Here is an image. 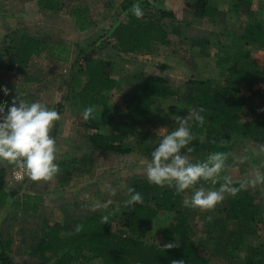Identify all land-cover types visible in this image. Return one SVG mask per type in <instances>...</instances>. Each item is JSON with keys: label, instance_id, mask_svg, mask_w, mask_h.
<instances>
[{"label": "trees", "instance_id": "1", "mask_svg": "<svg viewBox=\"0 0 264 264\" xmlns=\"http://www.w3.org/2000/svg\"><path fill=\"white\" fill-rule=\"evenodd\" d=\"M136 1L124 0L122 9L127 11ZM255 1L232 0L229 11L237 16L251 17L243 30L241 41L245 45L257 44L264 48V20L257 19L256 13L252 12ZM44 2L46 9H58L57 1ZM188 5L199 17H210L216 11L210 0H194L193 4ZM71 15L79 32L92 28V21L84 8H75ZM184 26L189 24L178 20L172 11L157 9L154 14L140 19L130 15L128 22L122 21L114 28L112 37L120 54L151 55L156 45H170L176 41L171 35L177 36L178 40L184 37ZM12 37L14 38V34L5 37L0 47V70L27 68L35 57L44 54L57 62H72L73 49L67 43L47 42L28 33L17 35L14 40L10 39ZM203 44L210 43L199 40L194 46ZM230 49L232 51L217 60V66L226 72L223 78L191 79L186 82L184 93H181L179 85L170 79L148 76L143 78L141 85L124 101L119 110H114L112 101L107 96L118 87L112 62L81 50L74 65L83 70L85 81L79 85L76 96L82 108H95L93 118L83 124L90 131L88 140L91 146L94 150L103 152L128 154L133 150L126 146L131 137L144 140L142 146L154 145L155 136L150 130L146 131L145 123H150L153 118H160L173 109H166L163 103L179 97H183L185 103L194 108L205 109V125L194 127V134L198 139L190 145L193 151L189 158L193 162L205 159L208 153L214 151L230 153V159L236 136L264 142V118L244 121L242 115L249 99L243 96V90H253L257 84L264 82V62H257L241 44ZM75 66L69 73V84L77 74ZM262 94L264 96V92ZM59 107H63V104H59ZM108 126L118 127L119 130L110 134L102 133L103 128ZM201 137L203 143L199 142ZM95 157L94 151L79 158L64 153L58 162L62 172L59 182L67 184L73 174L89 175L95 167ZM204 186L212 187L210 183H205ZM129 187H134L142 194L143 203L135 206L121 204L118 209L112 205L118 212H115L117 218L114 228L105 222L104 215L100 212L83 220H76L71 226L45 220L37 245L43 260L54 264H77L89 258L98 259L103 264H211L207 247L189 237L193 230L190 218L193 209L184 207L182 201L185 196L190 197V190L177 194L174 187L156 186L146 178L138 177L131 179ZM13 198L14 193L7 187L6 170L0 165V215ZM42 199L37 194L25 195L23 210L38 214L43 205ZM225 212L229 219L237 223L234 228L228 229L223 222L214 221L208 234L213 233L216 239L224 241L223 244L215 241L214 256L223 251H242L248 238L260 234L263 207L247 191H241L235 197L228 196ZM161 214L171 216L163 231L165 242L150 243L146 236L154 220ZM78 225L81 226L79 232L76 231ZM177 238L182 239L179 246L166 247ZM13 244L12 239L0 235V264H15L11 256ZM244 264H264V245L248 246Z\"/></svg>", "mask_w": 264, "mask_h": 264}, {"label": "rangeland", "instance_id": "2", "mask_svg": "<svg viewBox=\"0 0 264 264\" xmlns=\"http://www.w3.org/2000/svg\"><path fill=\"white\" fill-rule=\"evenodd\" d=\"M122 1H57L60 7L57 11L61 16L59 19H52L50 25L39 30L40 34L43 35L40 38L47 42L56 44L64 42L71 45L73 49L72 62L68 64L53 62L48 54H44L27 68H16L14 71L0 70V106H3L5 101L10 102L13 97L18 96L20 93L29 102L39 101L44 103L48 107L57 110L61 115V119L55 122V127L61 129L60 134L58 138L56 137V132L54 135L52 134L57 141V163L64 153H70L79 158L84 153H88L87 151H92V148H88L87 145L90 131H87L83 125L84 120L80 114L83 108L76 96L79 85L85 81L83 70L74 65L79 58L81 50L112 62L113 74L122 82V89L120 93L115 92V90L111 94L108 93L107 96L111 99L114 110H119L124 105V101L132 96L137 86H139L138 84L146 76L165 74L168 79L179 85L180 90L185 86V82L189 77L195 80L208 78L218 80L223 78L226 72L219 68L216 62L220 56L226 54L227 50H225L224 46L234 45L229 47L233 48L236 45L244 43L241 41V36L249 19H251L247 15L243 16L242 19L241 16L236 15V18L233 17V20L231 19L230 29L229 31L227 29L226 33L220 34V29H215L213 31L214 34L202 35V37H209V45L213 46L210 48L212 51H209L210 54L208 56H206L207 50L194 51L193 53L192 51L190 52V47L194 48L198 46H194L196 41H193V38H198L197 36L201 34L197 29H193L195 27L193 25H208L209 20L198 21V23L197 21L196 23L192 22L190 28L184 26V37L181 39L186 38V43H183L186 46L181 50L184 53L188 52L187 55H190L184 66L179 65L172 57V60L165 58L167 51L163 50H158L157 54L149 59H137L133 57L124 61L120 60L119 52L113 44L115 39L112 37L114 28L122 21L128 22L129 16L132 15L130 11L132 7L127 11L122 9ZM189 1L194 2V0ZM212 1L214 4L215 0ZM23 2L24 0H0V17L10 15L11 13H14V20L24 17L18 15ZM137 2L140 3V6L144 10V16L154 14L157 9H164L159 1L156 3V0L155 2L137 0ZM188 6L190 7V5ZM77 7L84 8L87 16L92 21V28L86 32H79L75 26L72 27L71 25L74 19L71 13ZM254 8L256 10L253 12L256 13L257 19L264 20V1L261 5L256 2ZM259 8L262 9L260 10ZM33 21L35 23L36 19H33ZM18 23V25L17 23H13L15 26L9 27V32L13 31L11 34H14L15 39L17 35L25 33L27 28L26 25H24L25 27L21 25L25 23ZM1 33H3L2 29H0V47H2L5 40V37L3 38V34ZM171 36L173 40H176L175 42L180 41L177 36ZM14 38L10 39L14 40ZM181 44L182 41H180L179 45ZM228 50L232 51L231 49ZM250 52L257 62H264V48L256 44L255 50H251ZM74 66L77 69V74L73 82L69 84V73ZM79 70L80 72H78ZM177 79L185 81L182 82ZM130 80L133 83H129ZM4 89L9 90V96L3 95ZM262 93L263 91L259 90L257 85L253 90H243V96L249 98L246 107L242 111L244 121L264 118V115L259 114V108L262 109L261 111H264V96ZM59 104H63V107H59ZM163 104L166 106V109L168 107H172L173 109L162 114L160 118H153L150 123H145L144 125L146 129H151L150 131L155 133V144L158 143L159 137L157 134L161 128L174 129L177 126L174 116H186L188 110L194 108L192 105L185 103L183 97H179L176 100L168 99ZM141 128L143 129V126ZM117 130L119 128L108 126L102 132L110 134ZM137 140L135 139V141ZM234 140L233 152L228 160L230 167L226 170L225 174L230 175L234 181L249 175L254 176L257 171L264 175V151L260 150L264 146V142H255L241 136H236ZM96 157H101V159L98 161L95 158V167L91 174H73L67 184L59 182V177L62 175L60 170L48 181H32L24 172H22L23 178L18 180L15 178V174L21 171V169L7 162L0 161V165L6 170L7 187L10 192L14 193V198L10 200L0 215V235L14 241L11 256L15 264H54L43 260L37 250L41 233L45 227V220L55 223L67 219L68 225L71 226L77 218L85 219L95 212H100L104 215V218L107 217V223H109L110 227H115L116 213L118 212L112 208V205L115 206V209L116 207L118 209L119 205L124 204V201L127 199L130 178L135 175L146 174L145 166L150 161V155L148 156L143 153L141 158L133 159L128 166L119 164L114 155L110 157ZM233 158H238L242 162L238 163V166L234 165ZM141 161L144 163L141 164ZM246 191L262 205L263 222L259 225L260 234L248 238L242 247V251H232L230 253L223 251L220 255H212L216 251L215 241L221 244L224 242L219 238L216 239L215 234H208L214 221L223 222L222 224L228 229L234 228L237 223L235 220L229 219L225 212L228 196L211 210L193 209L190 212L193 230L189 237L200 244L203 243L207 247L206 252L210 256L211 264H244L248 246L264 245V184L249 187ZM33 193L41 194L42 196H40L44 201L42 203L44 205H42L43 209L41 208V212L38 214L25 212L22 206L24 196ZM109 200L112 203L108 207H104L103 205ZM47 203H49V208H47ZM97 205L100 206L97 207ZM75 206L81 209L74 210ZM170 218L169 214L159 215L154 220L146 236V240L155 244L164 243L163 231ZM181 242L182 239L177 238L171 244L179 246ZM77 264L103 263L98 259L89 258L88 260H81Z\"/></svg>", "mask_w": 264, "mask_h": 264}, {"label": "clouds", "instance_id": "3", "mask_svg": "<svg viewBox=\"0 0 264 264\" xmlns=\"http://www.w3.org/2000/svg\"><path fill=\"white\" fill-rule=\"evenodd\" d=\"M130 11L137 19L144 16L139 2L134 3ZM3 95L9 96V90L4 89ZM94 111V106L83 108L82 119L89 121L93 118ZM204 112L203 107L191 108L186 116H174L177 125L174 129L161 128L158 131L159 140L151 151L145 173L150 184L174 187L177 194L190 190V197L185 196L182 201L184 207L211 210L226 196L235 197L249 187L264 184V175L257 171L254 176L249 175L234 181L230 175L225 174L230 167V153L223 151L210 152L205 159L195 162L189 158L193 151L190 145L198 139L194 134V127H203L206 122ZM60 119L61 115L57 110L39 101L29 102L20 93L10 102L5 101L0 106V161L23 170L32 181L51 180L60 168L56 162L57 141L51 134L55 122ZM199 142H204L202 137ZM260 150L264 151V146ZM240 162L242 161L238 158H233L234 165L238 166ZM205 183H210L212 187L206 188ZM111 203L109 200L103 206L108 207ZM142 203V194L134 187H129L124 204L135 206ZM104 220L107 222V217ZM80 227L77 226V232ZM174 246L166 245L167 248Z\"/></svg>", "mask_w": 264, "mask_h": 264}, {"label": "crops", "instance_id": "4", "mask_svg": "<svg viewBox=\"0 0 264 264\" xmlns=\"http://www.w3.org/2000/svg\"><path fill=\"white\" fill-rule=\"evenodd\" d=\"M11 1H13V0H11ZM57 1H59V0H57ZM149 1H154L155 2V0H149ZM158 1L162 4V7L165 10L172 11L176 15L178 20L188 23L189 24L188 28L191 27L192 22L196 23V21H197V23H198V21L209 20L208 25L207 24H201L200 26H197V24L193 25V27L195 26L193 29H197V31H199L201 33L200 36L199 35L197 36L198 38H193V41L194 40L195 41L207 40L210 43V38L209 37L207 38V36L206 37H202V35L214 34L213 31L215 29H220V34H223L224 32L226 33L227 29H228V31L230 29V23H232L231 21L233 20L232 18L233 17L236 18V15L229 11L232 0H215L214 4H213V1L210 0V2L213 5H215V7H216V11L210 17H199V16H196L194 14V12H193V9L188 6V3H192L193 4V2H190L189 0H156V3H158ZM263 1L264 0H256L254 2V4H253L252 12L256 10L254 8L256 2L261 5L263 3ZM122 2H121V4H122ZM58 3L59 2H57V8L60 9V7L58 6L59 5ZM184 3H185V5H184ZM20 7L21 8H20V11H19L18 15H21V16H24V17L19 18L17 20H14V18H15L14 17V13H11L10 15H6V16H3V17H0V25H1L0 29H2V31H3V33H1V34H3L2 35L3 38L7 37V36L11 35V33H13V31L9 32V30H10L9 27L15 26L13 23H17V25H18L19 24L18 22L25 23V24H21V25H23L22 27H25L24 25H26V27H27L26 30H25V33H28V34L36 37V38H40L43 35L40 34L39 30H41L42 28H45L46 26L50 25V21L52 19H59V17L61 16V15H59L57 10L52 11L50 9H46L45 2L43 0H24V2L22 3V5ZM259 9L261 10L262 8H259ZM189 10H190L191 13L188 12ZM33 19H36L35 23H34ZM241 19H242V17H241ZM247 19H249V18H247ZM71 25H72V27L75 26V19L72 20ZM62 29H64V28H62ZM14 31H15V29H14ZM185 40H186V38L180 39V41H182L181 45H179L180 41L179 42H175L174 41L175 43L173 42L170 45H156L155 49H154V53L151 54V55H135V54L123 55V54L119 53V56L121 57L120 60L126 61L127 59H131L133 57L137 58V59H149L150 57L155 56L157 54L158 50H160V51L163 50V51H167V53L165 54V58H170L171 59V57H172V59H175L176 62L179 65L184 66L186 64L187 60L190 58V55L189 54L187 55L188 52L184 53V51L181 50L183 47L186 46L185 44H183V43H186ZM239 42H240V40H239ZM187 43H188V41H187ZM113 44H115V42ZM232 46H234V45H229L228 47H226V46H224V47H225V50L228 51V49H230L229 47H232ZM241 46H245V48L248 49L249 51H251V50L254 51L255 48H256V44H249V45L246 44L245 45L244 43H241ZM211 47H213V46L212 45H204V44L201 45V46H196L194 48L190 47V49H191L190 52L192 51L194 53V51L195 52H199V51H202V50H207L206 56H208L210 54L209 51H212V49H210ZM227 51H226V54H227ZM169 54H170V56H168ZM226 54H224L222 56H226ZM40 57H35L32 60L31 64L34 63V61L36 59L40 58ZM193 57H194V55H193ZM209 58H210V56H209ZM185 59H186V61H184ZM52 61L55 62V60H53V59H52ZM151 76H162V77H166L167 78V76L165 74H155V75H151ZM146 77H148V76H146ZM114 78L118 80V87H117L115 92L120 93V91L122 89V82L120 81V79L117 76L115 77V75H114ZM190 79H191V77H189V79H187L186 82H188ZM208 79H214V78H208ZM177 80L178 81H182V82L185 81L183 79H177ZM186 82H185V84H186ZM129 83H133V81L130 80ZM138 85L140 86L141 82ZM139 86H137V88ZM184 91H185V86L182 87L180 92L184 93ZM109 94H111V93H109ZM261 110L262 109L259 108V114L263 116L264 115V111H261ZM255 120H261V119H255ZM115 128H118V127H115ZM52 130L53 131L51 132V134L54 135L55 132H56V137L58 138V135L60 134L61 129L59 127H55V129H52ZM149 130H151V129H146V131H149ZM102 133H104V132H102ZM142 134H144V133H142ZM153 135L155 136V133H153ZM63 136H64V134H63ZM135 139H138V140L135 141ZM153 143H154V140H153ZM141 144H144V140H141L138 137H131L128 140V143L126 144V146L129 147V148L131 147L133 150L130 153H128V154H118V153H113V152H103V151H100V150H94V148L91 146V144L89 142H87L88 148H90V149L92 148V151H94L96 156H104V157L105 156H109L110 157V156L114 155V157L117 158L118 163L121 164V165H125V166L126 165L127 166L130 165V161H132L133 159L141 158L143 156V153L149 156L151 154L152 148H154V146L156 147V144H154L152 146H149V147H147L148 145L142 146ZM92 151H90V152H92ZM87 152L89 153V151H87ZM95 158H97L98 161L101 159V157H99V158L95 157ZM137 177L138 178H146V174L138 175V176L135 175V176L131 177L130 179L137 178ZM33 194H36V193H33ZM39 195H41V194H39ZM47 208H49V203H47ZM80 209L76 208V206L74 207V210H80ZM89 216H87V217H89ZM77 220H83V219L82 218H77ZM67 222H68L67 219H65V221H60V223H62L64 225H68Z\"/></svg>", "mask_w": 264, "mask_h": 264}, {"label": "built area", "instance_id": "5", "mask_svg": "<svg viewBox=\"0 0 264 264\" xmlns=\"http://www.w3.org/2000/svg\"><path fill=\"white\" fill-rule=\"evenodd\" d=\"M257 88L264 92V82H261V83L257 84ZM22 172H23V170L17 172L15 174V178L18 179V180H21L23 178Z\"/></svg>", "mask_w": 264, "mask_h": 264}]
</instances>
